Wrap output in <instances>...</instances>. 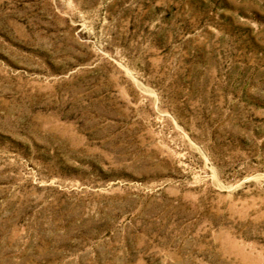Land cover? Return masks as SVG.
Here are the masks:
<instances>
[{
	"label": "rangeland",
	"instance_id": "rangeland-1",
	"mask_svg": "<svg viewBox=\"0 0 264 264\" xmlns=\"http://www.w3.org/2000/svg\"><path fill=\"white\" fill-rule=\"evenodd\" d=\"M0 264H264V0H0Z\"/></svg>",
	"mask_w": 264,
	"mask_h": 264
}]
</instances>
